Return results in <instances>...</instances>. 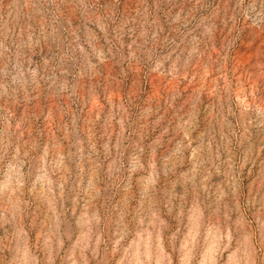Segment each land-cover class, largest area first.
Wrapping results in <instances>:
<instances>
[{"label":"rangeland","instance_id":"1","mask_svg":"<svg viewBox=\"0 0 264 264\" xmlns=\"http://www.w3.org/2000/svg\"><path fill=\"white\" fill-rule=\"evenodd\" d=\"M0 264H264V0H0Z\"/></svg>","mask_w":264,"mask_h":264}]
</instances>
